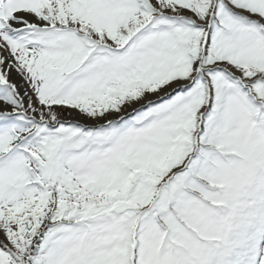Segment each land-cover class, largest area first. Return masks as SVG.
<instances>
[{"label": "snow or ice", "instance_id": "6c2138e0", "mask_svg": "<svg viewBox=\"0 0 264 264\" xmlns=\"http://www.w3.org/2000/svg\"><path fill=\"white\" fill-rule=\"evenodd\" d=\"M0 264H264V0H0Z\"/></svg>", "mask_w": 264, "mask_h": 264}]
</instances>
